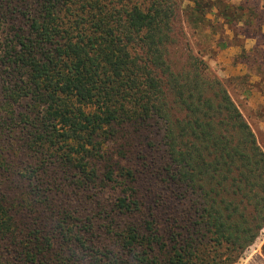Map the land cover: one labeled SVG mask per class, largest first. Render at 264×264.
Instances as JSON below:
<instances>
[{
  "label": "trees",
  "instance_id": "obj_1",
  "mask_svg": "<svg viewBox=\"0 0 264 264\" xmlns=\"http://www.w3.org/2000/svg\"><path fill=\"white\" fill-rule=\"evenodd\" d=\"M187 1L194 30L212 10L251 25ZM177 18L176 0H0V264H238L255 242L264 150L200 57L170 58Z\"/></svg>",
  "mask_w": 264,
  "mask_h": 264
},
{
  "label": "rangeland",
  "instance_id": "obj_2",
  "mask_svg": "<svg viewBox=\"0 0 264 264\" xmlns=\"http://www.w3.org/2000/svg\"><path fill=\"white\" fill-rule=\"evenodd\" d=\"M226 1L244 6L246 15H249L245 19L251 20V25L240 23L231 30L212 10L207 15L210 28L200 32L189 27L185 20L183 11L189 2L176 0L178 18L174 24L175 43L169 46L170 58L181 65L188 58L189 52L193 51L200 57L211 75L222 81L264 150V0ZM206 35L210 38L207 39ZM142 179L143 190L148 194L153 193L150 189L156 187L154 178L144 173ZM263 241L264 228L238 264L243 263L247 257L264 262L261 252Z\"/></svg>",
  "mask_w": 264,
  "mask_h": 264
},
{
  "label": "crops",
  "instance_id": "obj_3",
  "mask_svg": "<svg viewBox=\"0 0 264 264\" xmlns=\"http://www.w3.org/2000/svg\"><path fill=\"white\" fill-rule=\"evenodd\" d=\"M240 264H264V262L261 261V259L247 257L245 261Z\"/></svg>",
  "mask_w": 264,
  "mask_h": 264
}]
</instances>
